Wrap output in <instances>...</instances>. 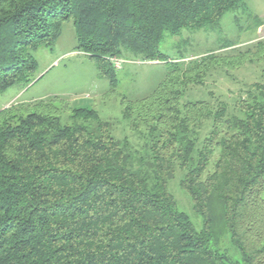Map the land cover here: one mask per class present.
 Returning <instances> with one entry per match:
<instances>
[{
    "label": "trees",
    "instance_id": "1",
    "mask_svg": "<svg viewBox=\"0 0 264 264\" xmlns=\"http://www.w3.org/2000/svg\"><path fill=\"white\" fill-rule=\"evenodd\" d=\"M242 7L244 0H0V93L33 82L34 52L54 46L67 21L76 50L112 86L113 59L125 51L166 67L149 93L121 99L130 128L146 138L145 154L116 139L93 108H74L70 123L51 100L30 104L14 122L11 106L0 112V264H264V82L233 103L213 94L185 99L214 69L264 61V39L245 48L227 39L219 50L231 53L188 62L160 51L167 33L213 28ZM177 168L199 228L169 190Z\"/></svg>",
    "mask_w": 264,
    "mask_h": 264
},
{
    "label": "rangeland",
    "instance_id": "2",
    "mask_svg": "<svg viewBox=\"0 0 264 264\" xmlns=\"http://www.w3.org/2000/svg\"><path fill=\"white\" fill-rule=\"evenodd\" d=\"M244 2L246 8L227 12L213 28L198 31L184 29L178 35L167 33L160 44V51L171 60L186 56L181 60L188 62L212 50H216V53L222 52L219 47L227 39L239 43L240 48L264 39V0ZM254 16L260 22L257 26ZM76 44L72 22L67 21L54 46L41 47L34 52L39 67L33 82L27 87L15 85L0 93V112L11 106L9 112L10 115H15L12 118L14 122L19 115L33 109L30 104L39 100H51L62 121L70 123L74 108H93L102 119L112 123V132L116 139H127L134 150L145 154L143 146L146 138L144 134L130 128L128 120L122 115L121 99L123 96L140 98L149 93L163 79L165 64L160 61H141L125 51L118 58L122 61L120 67L116 68L118 84L112 86L109 80L100 75L95 61L76 50ZM225 50L224 53L232 52L230 49ZM255 82H264V61L247 60L239 67L214 69L203 84L187 90L185 99H208L213 94L233 103ZM205 134L206 131L201 138ZM183 175V171L177 168L175 176L169 181V190L178 208L187 213L199 228L201 218L195 213L190 196L180 186ZM226 246L239 258V253L228 241Z\"/></svg>",
    "mask_w": 264,
    "mask_h": 264
},
{
    "label": "built area",
    "instance_id": "3",
    "mask_svg": "<svg viewBox=\"0 0 264 264\" xmlns=\"http://www.w3.org/2000/svg\"><path fill=\"white\" fill-rule=\"evenodd\" d=\"M113 60H114L116 67H120V62H122V61H120L118 59H113Z\"/></svg>",
    "mask_w": 264,
    "mask_h": 264
},
{
    "label": "crops",
    "instance_id": "4",
    "mask_svg": "<svg viewBox=\"0 0 264 264\" xmlns=\"http://www.w3.org/2000/svg\"><path fill=\"white\" fill-rule=\"evenodd\" d=\"M264 36V35H263Z\"/></svg>",
    "mask_w": 264,
    "mask_h": 264
}]
</instances>
